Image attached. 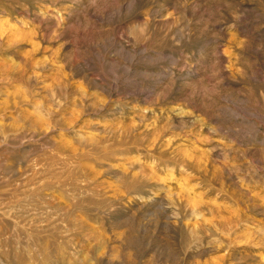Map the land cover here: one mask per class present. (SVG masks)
<instances>
[{
  "label": "rangeland",
  "instance_id": "obj_1",
  "mask_svg": "<svg viewBox=\"0 0 264 264\" xmlns=\"http://www.w3.org/2000/svg\"><path fill=\"white\" fill-rule=\"evenodd\" d=\"M0 264H264V0H0Z\"/></svg>",
  "mask_w": 264,
  "mask_h": 264
}]
</instances>
